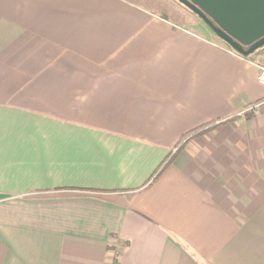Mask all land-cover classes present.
<instances>
[{"label":"crops","instance_id":"crops-1","mask_svg":"<svg viewBox=\"0 0 264 264\" xmlns=\"http://www.w3.org/2000/svg\"><path fill=\"white\" fill-rule=\"evenodd\" d=\"M145 2L0 0V264H264L257 68Z\"/></svg>","mask_w":264,"mask_h":264},{"label":"water","instance_id":"water-1","mask_svg":"<svg viewBox=\"0 0 264 264\" xmlns=\"http://www.w3.org/2000/svg\"><path fill=\"white\" fill-rule=\"evenodd\" d=\"M175 1L239 56L246 58L264 47V0Z\"/></svg>","mask_w":264,"mask_h":264},{"label":"rangeland","instance_id":"rangeland-1","mask_svg":"<svg viewBox=\"0 0 264 264\" xmlns=\"http://www.w3.org/2000/svg\"><path fill=\"white\" fill-rule=\"evenodd\" d=\"M143 6L158 16H165L167 20L179 27L190 30L202 38H209L218 45L229 49V47L216 37L207 25L175 0H146ZM256 61L257 64H264V54L258 57Z\"/></svg>","mask_w":264,"mask_h":264},{"label":"built area","instance_id":"built-area-1","mask_svg":"<svg viewBox=\"0 0 264 264\" xmlns=\"http://www.w3.org/2000/svg\"><path fill=\"white\" fill-rule=\"evenodd\" d=\"M230 54L235 56V57H239L242 58L241 56H239L238 54H236L235 52H233L232 50H230ZM256 68H257V77H256V81L259 85H261L262 87H264V64H255ZM263 109L264 112V100L253 105V106H249L246 109H244L242 112H240L238 114V116H244L246 113L248 112H252V113H256L258 114L259 112H261Z\"/></svg>","mask_w":264,"mask_h":264},{"label":"trees","instance_id":"trees-1","mask_svg":"<svg viewBox=\"0 0 264 264\" xmlns=\"http://www.w3.org/2000/svg\"><path fill=\"white\" fill-rule=\"evenodd\" d=\"M246 49V48H245ZM264 54V47L260 48L259 50L255 51L253 54H251L250 56H248L247 58H244L245 60L248 61H252L254 62V64H257L256 59L258 57H261ZM171 160V155L168 157V159H166L162 165H160V167L156 170V172L154 173V177L158 176V174L161 172V170L163 169V167L165 165H167Z\"/></svg>","mask_w":264,"mask_h":264}]
</instances>
